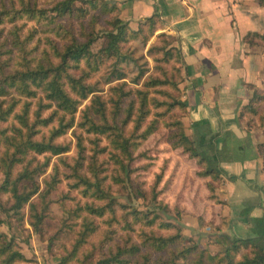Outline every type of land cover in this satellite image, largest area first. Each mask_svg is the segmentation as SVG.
<instances>
[{
	"label": "rangeland",
	"instance_id": "1",
	"mask_svg": "<svg viewBox=\"0 0 264 264\" xmlns=\"http://www.w3.org/2000/svg\"><path fill=\"white\" fill-rule=\"evenodd\" d=\"M23 1L27 0H0V13L2 11L8 13L2 15L3 21L0 22L1 62L6 65V73H11L17 67H21L26 60L35 65L38 61H47L49 55L50 58H54L53 55L59 47L57 45L61 46L67 41L64 31L68 28L79 40H84L85 32L88 34L93 29L99 35L92 45L93 52L97 53L107 45L109 39L106 36V31L113 28L115 17L119 16L123 21L129 23L120 16L121 12L102 9V0H93L94 3L91 5L88 3L89 1L77 0L76 6L79 11L61 18H54L51 12L48 18L42 19L14 18V10L19 9ZM32 1L40 8H49L57 0ZM107 1H115L117 4L116 0ZM84 9L87 11L86 14H80ZM129 27L136 31L139 25L133 28L129 24ZM162 32L167 33L159 30L152 38H149L148 32H146L147 34L141 33L138 37L131 36L121 44L125 57L119 63L118 69L125 73L124 79L114 80L118 69L114 67V59H108L89 80L96 91L81 105L77 113V120L81 117V110L90 104L92 97L99 95L107 102L106 114L111 121L117 100V91L114 87L122 86L128 94L120 104L118 121L122 123L128 113V107L134 105L133 120L128 129H132L137 123L140 115L141 95L139 90H141L148 94L145 106L148 113L142 120L141 129L136 131L135 135H140L151 125H155L156 130L145 140L136 139L138 147L130 162V179L125 177L121 165L116 163L113 153H110L109 139L100 136L97 140L95 135L83 132L86 147L84 170L89 169V158L95 151L100 152L105 147V152L99 154L97 164L105 169L102 174L105 177V187L111 191L119 205L116 207L117 216L107 213L103 217H97L96 222L101 227L81 247L76 258L69 264H96L115 251L117 245L125 243L129 234L132 235L133 241L142 242L143 237L137 233L139 224L135 225L137 229L135 231L127 228L125 219L132 220V217L127 214L125 206L143 212L151 210L158 214L159 221L163 220L173 225L170 229H164L156 224L151 228L155 233L171 236L179 231L183 237L181 242L171 245L163 251L143 246L141 252L132 257L130 264L143 261V257L149 252L152 261L160 258L167 259L170 251H176L192 244H197L199 247L189 256L191 258L200 249L222 256L227 246L231 244V236L228 232L229 228L232 229V222L228 220L231 217L228 215L230 210L220 194L222 192L220 188L224 186L223 177L216 172L208 176L203 175L208 163L201 160V156L191 155L180 143V132H186L187 126L184 118L188 108L187 110L182 107L169 108L164 104V102L171 101V96L178 98L181 96L178 95L172 84L159 86L149 84L150 79H165L166 76L169 80L177 82L181 79L178 73L182 72L183 62L176 57L169 62L166 61L162 47L168 45L169 39L158 38L157 35ZM24 45L26 52L23 53L24 47L21 48V46ZM4 99H6L4 107H7L15 99L25 101L27 98L14 92ZM28 100L37 101V99ZM247 103H249V99L239 108L240 119L245 128L257 138L259 146L264 144V101L257 104V113L244 111L245 115L243 116V107ZM21 107L22 104L18 103L16 110L20 111ZM33 109H35V105H33ZM9 122L18 125L15 119H11ZM7 124L8 122L3 125ZM77 129L74 127L66 135L58 138L57 141L68 144L70 150L51 157L47 171L37 177L42 192L46 189V181L52 180V175L56 173L57 169L59 171V182L50 196L55 201L50 204L49 215L42 222L40 229L35 231L31 225L29 205L24 211L25 216L22 221L13 214L10 216L3 208L0 209V219L3 221L0 223V234L6 235L8 239L14 238L18 248L26 257L25 261H18L15 264H59L74 247L78 237V226L75 229L64 226L66 222H74L68 217L64 207L75 208L77 205L84 206L87 202L93 201V198L84 197L72 187L73 180L69 165H74L79 156L75 131L78 133L80 131ZM44 132L47 134V129H43L42 133ZM189 139L192 140L190 137ZM261 156L264 171V155L261 154ZM39 159L44 162L45 156L38 155L36 162ZM38 200L37 194L32 201ZM58 200L59 202H56ZM1 201L3 207L9 209L12 203L11 199L9 201L5 195ZM108 230L114 233V239L104 243L103 239ZM254 251V247H244L237 253L236 258L242 259L245 255L252 256ZM87 253L92 254L86 256ZM0 264H2L1 260ZM208 264H216V260L208 262Z\"/></svg>",
	"mask_w": 264,
	"mask_h": 264
},
{
	"label": "trees",
	"instance_id": "2",
	"mask_svg": "<svg viewBox=\"0 0 264 264\" xmlns=\"http://www.w3.org/2000/svg\"><path fill=\"white\" fill-rule=\"evenodd\" d=\"M77 0H57L49 8H40L34 1L27 0L22 2L19 9H15L14 18H30L42 19L48 18L51 12L54 18H61L73 15L79 11L76 6ZM88 3H94L93 0H86ZM264 1V0H263ZM102 9L105 11H118L120 9L115 1L102 0ZM86 10H81L80 14H86ZM0 13V22L3 21ZM8 13H5L7 15ZM163 25L162 20L157 15L148 17L145 22L139 24L138 29L132 30L129 23L123 21L119 16L114 18L113 28L106 31L109 39L105 47L97 53L92 50V45L98 38V34L92 29L85 39L79 40L71 29H66L64 35L67 39L65 44L57 45L56 53L53 57L48 56L47 61H38L33 65L28 60L17 67L13 72L6 73L5 64L1 62L0 53V209L3 208L10 216L13 214L18 220H23L25 209L29 205V214L31 225L35 231L40 229L42 222L49 215L50 204L55 200L52 199L51 193L59 182L57 169L52 175V180L46 181V189L41 192V184L37 181V177L43 175L50 165V159L53 156L61 155L70 150L68 144L58 142V138L66 135L70 129L78 128L80 132H76L77 146L79 148L78 158L74 165H69L72 187L77 189L84 197L93 198V201L87 202L84 206L77 205L75 208H65L68 217L74 221L66 222L65 227L75 229L78 226L76 242L71 252L65 255L59 264H69L76 258L82 246L88 239L95 234L101 225L96 222L97 217H103L107 213L117 216L116 210L119 205L111 191L105 187V177L102 174L105 169L97 164L99 154L105 152V147L98 152L97 150L91 158L87 170H84L85 157V136L95 135L97 140L100 136L109 139L111 152L113 153L116 163L122 167L123 174L130 179V162L133 160L134 151L137 149L138 141L136 139H146L156 129L155 125L148 126L140 135H135L136 131L141 129L142 120L148 113L145 106L148 99L147 92L139 90L141 102L139 106V119L132 129H128L129 124L133 120L134 105L128 107V113L125 119L120 123V104L125 100L127 92L120 86L116 89L117 100L115 101L114 116L110 121L106 114L107 102L99 95H94L84 109L81 110V117L77 120V113L81 105L87 100L92 93L96 91L95 87L89 82L93 74L98 72L101 65L108 59H114V67L119 68V63L125 57L122 52L121 44L128 40L131 36L138 37L141 33L149 34L152 38L160 27ZM61 28H63L61 26ZM157 37H166L169 43L166 47H162L166 61H171L174 57L182 62V53L176 46V38L167 34L159 33ZM256 37L261 40L264 46V34L250 33L247 38ZM24 47L23 53L26 52ZM181 79L169 80L150 79L149 84L159 86L164 84H172L178 92V97L171 96L170 102H164L169 108L182 107L187 110L188 104L183 100V91L180 84L183 80L182 72L178 73ZM125 78V73L118 69L114 75V80ZM253 93L247 103L243 107L242 115L245 112L257 113V104L264 101V88L252 87ZM16 92L20 96L26 97L25 101L15 99L7 107H4L6 99L4 97ZM124 98V99H123ZM28 99H37L31 101ZM22 102V103H20ZM22 104L20 111L16 110L17 104ZM35 105V109H33ZM245 111V112H244ZM15 119L14 122H9ZM8 124L4 126V123ZM43 129H47V134L42 133ZM181 144L185 150L189 151L193 156H201V160L208 163L205 176L213 173H219L218 169L212 165V159L205 156L195 146L194 142L189 139L186 132L181 131ZM261 154L264 155V144L258 146ZM107 150V149H106ZM38 155H44L45 160L40 159L36 162ZM162 177V174H161ZM153 192V191H152ZM39 196L38 201H32L35 195ZM7 196L11 199V206L3 207L2 197ZM99 201V203H96ZM56 202H59L56 201ZM64 206H66L64 204ZM127 214L132 217L125 219L127 228L137 230L135 225L139 224V236L143 237L142 242L133 241L132 235H128L126 242L117 245L115 251L109 256L99 260L96 264H130L132 257L139 254L143 246H149L157 251H163L171 245L183 240L182 234L178 231L171 236H164L155 233L151 228L158 224L160 228L170 229L173 227L171 223L159 221L158 214L149 210L146 212L139 211L125 206ZM12 215V216H13ZM80 219V221H77ZM3 221L0 219V223ZM114 233L107 231L103 242L114 239ZM231 244L227 246L222 256L219 254H211L207 250L200 249L193 257H189L199 247L197 244L181 247L180 249L170 251L167 259H158L152 261L150 252L143 258V261H136L137 264H208L216 260V264H264V235L258 239L252 237H233ZM244 247H254L252 256L245 255L242 259H237L236 255ZM199 249V248H198ZM92 254V253H91ZM87 253L86 256L91 255ZM0 260L2 264H15L18 261H25L26 257L15 243V239H8L4 234H0ZM183 261V262H181Z\"/></svg>",
	"mask_w": 264,
	"mask_h": 264
},
{
	"label": "crops",
	"instance_id": "3",
	"mask_svg": "<svg viewBox=\"0 0 264 264\" xmlns=\"http://www.w3.org/2000/svg\"><path fill=\"white\" fill-rule=\"evenodd\" d=\"M135 28L152 15L182 53L187 135L223 177L229 236L264 235V171L257 138L239 108L264 87L263 0H116ZM232 215H231V214ZM254 224V225H252ZM257 227L252 230L251 228Z\"/></svg>",
	"mask_w": 264,
	"mask_h": 264
}]
</instances>
